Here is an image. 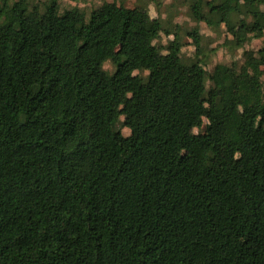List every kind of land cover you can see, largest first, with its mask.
Returning <instances> with one entry per match:
<instances>
[{"label": "trees", "instance_id": "16d2710c", "mask_svg": "<svg viewBox=\"0 0 264 264\" xmlns=\"http://www.w3.org/2000/svg\"><path fill=\"white\" fill-rule=\"evenodd\" d=\"M127 1L0 0V264H264V0Z\"/></svg>", "mask_w": 264, "mask_h": 264}, {"label": "rangeland", "instance_id": "374dc122", "mask_svg": "<svg viewBox=\"0 0 264 264\" xmlns=\"http://www.w3.org/2000/svg\"><path fill=\"white\" fill-rule=\"evenodd\" d=\"M111 1V0H108ZM61 7L65 8H71V7H79L82 9H85L87 11H90L96 6H99L103 0H59ZM136 0H128L127 5L132 7L135 4ZM149 10L152 13V16L156 17L158 16L156 7L157 4L160 3L162 6L160 9L162 12L165 11L166 7H169L174 0H149ZM178 10V14L175 16V23H177L179 26H183L184 29H190L193 28L195 25L192 23L188 16H187V11L186 8L184 7L183 4H178L176 9ZM165 17V14L163 15ZM200 30L201 34L205 37V44L207 47L213 49L216 48V52L211 55V60L212 63L210 65V69H212L216 64L219 63H232L236 62L241 64L243 62V52L242 51H229V50H224L221 48V44L223 43V39H218L215 34H213L205 24L200 25ZM184 40L188 45L184 49V51H188L190 54L194 53V48L191 46V41L186 38L185 34ZM163 41H166V38L164 37L162 39ZM264 43V37L261 40H253L250 45L247 46V48L253 49V50H258L263 46ZM209 48L204 49L207 53L209 51ZM105 70L112 72L114 70L113 66L111 63H107L104 66ZM124 135H128L129 131L127 129L123 130ZM220 153L223 154V148L220 146Z\"/></svg>", "mask_w": 264, "mask_h": 264}]
</instances>
